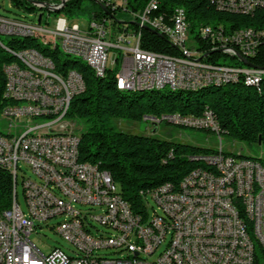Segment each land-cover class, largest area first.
<instances>
[{
  "label": "built area",
  "instance_id": "obj_1",
  "mask_svg": "<svg viewBox=\"0 0 264 264\" xmlns=\"http://www.w3.org/2000/svg\"><path fill=\"white\" fill-rule=\"evenodd\" d=\"M66 1L34 2L43 10L24 16L0 14V34L36 33L62 54L94 62L98 75L110 69L108 52L113 49L115 79L126 88L208 79L227 84L229 77L256 80L264 74V31L201 25L191 33L179 7L165 11L145 4L132 11L127 0H94L105 15L80 26L60 12ZM209 2L238 14L264 8V0ZM51 12L58 14L53 26ZM122 13L132 21L116 20ZM145 26L166 38L173 53L143 48ZM215 52L236 63L221 64L210 58ZM15 53L22 66H3V96L9 103L0 116L8 120L7 131H0V167L11 174L13 188L9 207L0 212V264H253L251 235L264 248V237H258V229H264V165L225 154L219 146L214 153L191 157L207 167L194 168L176 187L167 183L146 189L134 210L107 171L81 163L80 134L68 128L66 115H51V107L69 106L71 95L81 93L82 77L67 70L59 72V81L49 80L47 72L56 70L48 57L32 48ZM152 53H161V60H152ZM162 55H173L174 64L162 63ZM25 65L39 66L40 75L25 72ZM142 119L211 130L220 139L219 124L208 108L198 116L172 112ZM19 182L25 210L18 202ZM44 226L67 241L71 253L57 246L42 251L30 235Z\"/></svg>",
  "mask_w": 264,
  "mask_h": 264
},
{
  "label": "trees",
  "instance_id": "obj_2",
  "mask_svg": "<svg viewBox=\"0 0 264 264\" xmlns=\"http://www.w3.org/2000/svg\"><path fill=\"white\" fill-rule=\"evenodd\" d=\"M12 6L22 12L43 10L29 0H9ZM33 2H55L58 0H31ZM83 0H67L60 12L73 18L81 10ZM148 0H127V8L138 11ZM161 10L170 11L179 7L189 21L191 33L199 26H221L224 29H249L264 31V8L254 7L253 12L238 14L228 7L216 8L209 0H155ZM91 16L105 15L101 7L92 1ZM43 15V14H42ZM43 21V17L41 19ZM153 30L152 28H150ZM141 46L156 52L173 53L166 38L157 33L141 30ZM53 44L36 38L0 36V112L9 103L3 96L5 75L3 66L16 62L15 49L32 48L48 57L58 72L76 70L82 77L84 89L71 98L66 118L81 120L88 127L80 133L77 142L78 158L82 162L96 165L107 171L118 193L131 208L140 207L146 189H155L171 183L176 187L182 178L197 167H207L191 157L214 153L217 149L193 146L183 142L161 139L153 135H139L120 129L114 120L139 121L143 115L158 116L161 113L178 112L184 116H198L208 108L216 118L220 134L244 141L248 144H264V74L255 84L245 82L244 77L229 80L227 84L209 83L196 89H172L162 87L142 90L118 89L115 84L116 68L107 69L106 75L96 76L94 71L79 58L66 56ZM11 47V48H8ZM264 52V48H263ZM221 64L236 63L220 53H213ZM257 63V59H253ZM261 62V61H260ZM209 131V130H207ZM235 157L250 158L264 165V158L224 152ZM11 174L0 167V212L9 207L12 195ZM250 225L244 214L240 215ZM253 264H264V248L252 237Z\"/></svg>",
  "mask_w": 264,
  "mask_h": 264
},
{
  "label": "rangeland",
  "instance_id": "obj_3",
  "mask_svg": "<svg viewBox=\"0 0 264 264\" xmlns=\"http://www.w3.org/2000/svg\"><path fill=\"white\" fill-rule=\"evenodd\" d=\"M93 0H83L81 3L82 9L77 11L74 15L75 21L82 26L83 23H86L92 16L93 9L91 7ZM33 12V11H31ZM0 14L8 17H13L17 15H21L22 12L12 6L9 0H0ZM58 14H54L51 12L48 20L50 22V26H53L54 20ZM116 20L130 22L132 21V16L128 13L116 14ZM41 41H45L42 38H39ZM51 44V43H49ZM116 54L113 49H110L108 52V67L113 69L112 60L115 58ZM70 58L75 59L70 56ZM80 60V59H78ZM82 62V60H80ZM1 116V114H0ZM113 124H117V126L131 133H136L139 135H153L155 137L172 140L176 142H183L193 146L203 147V148H214L217 149L219 146L222 147L224 152L241 154V155H249L256 158H264V144H248L244 141H238L230 136L221 133L220 139L216 132L207 131L203 129H196L191 127H183V126H175L172 124H168L165 122H161L158 125L152 124L150 121L139 120V121H121L118 120L115 122L112 121ZM88 127V124L84 123L81 120H74L68 128L74 131L77 134H80ZM8 128V120L0 117V131L6 132ZM24 168V166L22 165ZM29 174V171H27ZM17 197L18 202L21 206V209L25 210V202L22 193V187L20 182L17 185ZM150 204H153V201L150 200ZM154 207H156L154 205ZM151 211V210H149ZM160 212V210H159ZM56 220L53 219L50 222L54 223ZM39 234L32 233L30 238L33 242L44 252H46L50 247L57 246L61 247L67 253H71L69 249L71 246L57 235L53 229L44 226L40 230H38Z\"/></svg>",
  "mask_w": 264,
  "mask_h": 264
},
{
  "label": "bare ground",
  "instance_id": "obj_4",
  "mask_svg": "<svg viewBox=\"0 0 264 264\" xmlns=\"http://www.w3.org/2000/svg\"><path fill=\"white\" fill-rule=\"evenodd\" d=\"M153 5L157 6V3L155 2V0L148 1L146 4V8H153ZM180 11H181V14H184V12L181 9H180ZM242 29H244V28H242ZM245 31H251V30L245 29ZM33 34H35V33H23L20 35L10 34V35L19 36V37H28V36H31ZM10 35H8V36H10ZM0 36H2V34H0ZM43 40H45V39H43ZM52 47H54V45H52ZM72 57H76V56H72ZM17 58L21 64H18L16 62H12V63H8V64L15 65V66H22V57L18 53H17ZM77 58H79L83 62H85L94 71L96 76H99V77L103 76V75H98V71L95 70L94 62L86 60L85 58H82V57H77ZM152 60H161V53H152ZM162 63L174 64V56L173 55H162ZM68 70H73L74 72H77L74 69H68ZM25 72H28L31 75H40V68L37 65H25ZM77 75L81 76L78 72H77ZM260 75H262V74H260ZM260 75H257L256 80L244 78L245 82L249 83V84H255L258 81V78ZM47 79L52 80V81H59V72L58 71L47 72ZM236 79H237V77H229V78H227V81H229V80L232 81V80H236ZM221 82L222 81H217L216 79H208V80H205L202 82L195 83L193 85L192 84H182V85H178L175 87H169V88H172V89H176V88L177 89H196L197 87H201V86H204V85L209 84V83H215L216 84V83H221ZM115 84H116L118 89H126V90H142V89H148V88L159 89V88L163 87V86H139V87L126 88L125 86H123L122 83H120L117 80H115ZM83 89H84V86H81V91H83ZM73 96L74 95H71V98ZM68 109H69V106L51 107V115H66ZM0 114H1V112H0ZM68 122L70 125V123H72L73 121L68 120ZM81 163H85V162L81 161ZM250 164H260V163L258 161H255V160H250ZM258 237H264V229H258Z\"/></svg>",
  "mask_w": 264,
  "mask_h": 264
},
{
  "label": "water",
  "instance_id": "obj_5",
  "mask_svg": "<svg viewBox=\"0 0 264 264\" xmlns=\"http://www.w3.org/2000/svg\"><path fill=\"white\" fill-rule=\"evenodd\" d=\"M31 3H34L33 1H31V0H29ZM38 3H44V2H38ZM106 14L107 15H109V13L108 12H106ZM37 21H39V17H38V19H37ZM144 29L145 30H148V31H151V32H154L153 30H151L150 28H148V27H144ZM245 63L247 64V65H250L251 66V63H249V62H247V61H245Z\"/></svg>",
  "mask_w": 264,
  "mask_h": 264
}]
</instances>
